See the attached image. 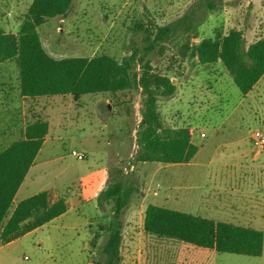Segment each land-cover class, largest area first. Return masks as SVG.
Segmentation results:
<instances>
[{"label":"rangeland","instance_id":"374dc122","mask_svg":"<svg viewBox=\"0 0 264 264\" xmlns=\"http://www.w3.org/2000/svg\"><path fill=\"white\" fill-rule=\"evenodd\" d=\"M30 3L0 0L1 26L17 31ZM157 27L167 33L155 41L149 32ZM232 28L242 32L244 47L264 37V0H73L64 17L48 18L37 31L55 58L107 54L120 62L134 53L137 73L148 61L153 72L169 76L175 91L158 97L157 110L166 127L193 130L198 152L189 163L134 159L143 99L137 88L114 95L87 93L77 100L71 95L26 99L21 106L27 117L39 114L48 132L14 199L47 188L66 196L80 187L92 192L105 188L109 171L118 168L132 190L119 216L122 264H264V146L252 159L256 149L250 139L255 129L264 132V74L243 95L220 61L202 64L192 50L201 39ZM17 87L15 60L0 63V95L19 96ZM72 150L84 158H75ZM149 203L262 230L263 251L259 256L216 252L171 239L176 245L169 244L167 256L149 253L143 250L140 223ZM110 206L99 209L98 221L82 207L78 216L97 229L98 223H108ZM39 235L30 236L35 247ZM106 238L101 231L92 248L100 249ZM36 248L30 245L20 254L34 262Z\"/></svg>","mask_w":264,"mask_h":264},{"label":"trees","instance_id":"16d2710c","mask_svg":"<svg viewBox=\"0 0 264 264\" xmlns=\"http://www.w3.org/2000/svg\"><path fill=\"white\" fill-rule=\"evenodd\" d=\"M72 2L31 0L17 31H7L0 24V63L15 60L20 96L35 99L71 95L77 100L87 93L114 95L137 88L143 99L136 131L138 149L134 159L140 162H189L197 151V146L191 141L193 130L189 126L166 127L157 110L158 97L171 96L175 91V83L169 76L153 72L148 61L137 73L134 70V53L119 62L107 54L90 58H55L45 50L37 27L48 18L64 17ZM166 33V27H157L155 32H149L155 41L162 39ZM192 50L202 64L220 61L243 95L252 90L264 74V37L244 47L242 32L232 28L224 35L201 39ZM47 132L48 122L33 113L26 118L23 137L0 149V243L43 225L66 210L64 199L53 200L49 189L19 200L11 210L13 198ZM109 174V183L99 191L96 199L99 209L106 203L111 204L108 223L100 225V229L107 232V238L97 251V264H121L123 225L119 216L132 192L125 185L120 169L113 168ZM142 229L158 237L176 239L216 252L259 256L263 251L262 230L152 203L144 208Z\"/></svg>","mask_w":264,"mask_h":264},{"label":"crops","instance_id":"0c3cea01","mask_svg":"<svg viewBox=\"0 0 264 264\" xmlns=\"http://www.w3.org/2000/svg\"><path fill=\"white\" fill-rule=\"evenodd\" d=\"M26 99V97L20 95L15 97L9 96L7 93L0 95V113L3 117L2 122L0 121V149L8 146L12 141L23 137L27 112L22 108L21 103ZM200 133L198 134L199 137ZM44 140L45 137L43 142ZM191 141L194 143L192 136ZM197 152L198 150L196 153ZM257 152V150L253 152L252 159L254 158L255 154H257ZM32 166L33 163L30 168ZM30 168L28 169L26 175L28 174ZM26 175L18 190L21 188ZM103 188L104 187L99 186L95 189V191L87 193L86 190L80 187L76 193L69 196H66L64 193L61 194L60 192H55L54 188H47L51 190L53 200H56L57 198L64 199L66 203V210L45 224L34 228L33 230L13 240L0 243V264H97L95 259L98 248L94 250V248L91 246V241H93L95 235L98 234V237L101 236V222L100 224L98 223L97 229H95L90 222H88L86 219L82 220L78 216V211L79 208L82 207L85 212L89 213L91 220L98 221L100 216H102V213L97 206L96 199L99 191H101ZM19 200L21 199L16 200L13 198L11 210ZM144 208L145 206L142 209L140 220L141 229ZM32 235L40 236L38 240L39 246H36L37 248L33 245L32 239H30V236ZM143 238V250H147L149 253L152 252V250L156 251L160 254V257L164 255L167 256L169 244L173 246L176 245L173 243V240H171L172 238L168 239L165 237H158L146 232L143 233ZM183 244L185 243L183 242L182 245ZM30 245L37 250L35 252L36 259L34 262H28V257H26V255L21 256L20 254L21 250H28ZM174 249H177V247H174ZM174 252H176L175 254H178L177 251Z\"/></svg>","mask_w":264,"mask_h":264},{"label":"built area","instance_id":"2783aa9c","mask_svg":"<svg viewBox=\"0 0 264 264\" xmlns=\"http://www.w3.org/2000/svg\"><path fill=\"white\" fill-rule=\"evenodd\" d=\"M200 137H204V133H200ZM250 139L252 141V144L254 148L257 150L264 146V132L260 129H255L251 136ZM71 155L74 156L77 159H83L84 154L81 152H76L74 150L71 151Z\"/></svg>","mask_w":264,"mask_h":264}]
</instances>
